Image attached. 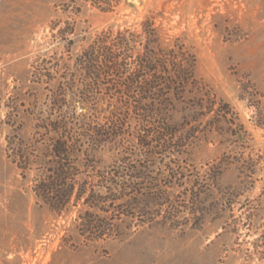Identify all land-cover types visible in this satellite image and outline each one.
<instances>
[{
	"label": "rangeland",
	"instance_id": "obj_1",
	"mask_svg": "<svg viewBox=\"0 0 264 264\" xmlns=\"http://www.w3.org/2000/svg\"><path fill=\"white\" fill-rule=\"evenodd\" d=\"M146 19L164 43L177 37L193 53L195 74L216 102L197 120L178 103L189 116L174 118L196 127L178 133L194 137L185 154L156 155L146 169L183 166L185 177L165 188L177 214L162 216L163 206L154 220L164 225L136 230L126 228L129 218L116 219L119 231L95 237L77 226L81 201L56 213L37 200L8 141L47 133L36 123L65 110L49 114L59 86L64 101L73 96L70 78L81 88L75 62L102 30L140 32ZM98 155L95 169L107 173L111 152ZM210 168L220 172L214 183ZM192 184L202 191L198 226ZM0 264H264V0H0Z\"/></svg>",
	"mask_w": 264,
	"mask_h": 264
},
{
	"label": "trees",
	"instance_id": "obj_2",
	"mask_svg": "<svg viewBox=\"0 0 264 264\" xmlns=\"http://www.w3.org/2000/svg\"><path fill=\"white\" fill-rule=\"evenodd\" d=\"M195 64V56L179 38L164 43L149 19L142 22L140 32L129 28L102 30L75 62L82 77L81 88L74 91V77L67 81L71 94L78 97L80 110L73 96L68 101L61 99L59 86L53 92L49 114L63 105L65 110L56 119L35 125L47 133H33L27 143L8 141L9 155L22 177L32 181L37 200L56 213L81 201L77 226L95 237L119 231L116 219L129 218L126 228L136 230L145 224L164 225V221L154 220L163 206L162 216L177 214L165 188L185 177L183 166L170 160L161 165L164 174L148 175L146 169L156 155L168 151L185 154L184 148L194 137L193 133H178L196 128H186L174 118L179 112L180 119L189 116L184 109H177L178 103L188 105L193 112L191 119L197 120L216 102L196 76ZM108 79L111 81L106 83ZM131 119L135 125L126 129L125 122ZM101 150L111 152L107 173L95 169L102 161L98 157ZM213 169L207 172L211 183L220 174ZM96 185L105 191H97ZM191 186L192 214L198 226L203 212L196 201L202 191L195 184Z\"/></svg>",
	"mask_w": 264,
	"mask_h": 264
}]
</instances>
